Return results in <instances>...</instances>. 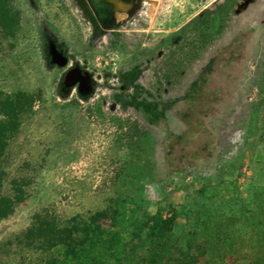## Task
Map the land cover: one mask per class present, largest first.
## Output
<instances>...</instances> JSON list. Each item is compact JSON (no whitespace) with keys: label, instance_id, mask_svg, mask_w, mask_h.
<instances>
[{"label":"rangeland","instance_id":"obj_1","mask_svg":"<svg viewBox=\"0 0 264 264\" xmlns=\"http://www.w3.org/2000/svg\"><path fill=\"white\" fill-rule=\"evenodd\" d=\"M73 69L83 83L66 86ZM0 133L1 192L25 191L0 220V264H40L51 223L116 196L182 209L177 236L199 229L197 213L253 210L264 0H0Z\"/></svg>","mask_w":264,"mask_h":264},{"label":"trees","instance_id":"obj_2","mask_svg":"<svg viewBox=\"0 0 264 264\" xmlns=\"http://www.w3.org/2000/svg\"><path fill=\"white\" fill-rule=\"evenodd\" d=\"M4 138L0 133V144ZM3 154L0 148V158ZM3 178L0 167V220L25 196L17 181L11 182L10 195L3 194ZM253 202V210L216 215L213 221L197 213L199 229L177 236L175 222L182 209L158 205L149 213L141 193L116 196L87 217L63 226L50 222L54 251L40 264H264V187ZM40 219L48 216L37 215L35 223Z\"/></svg>","mask_w":264,"mask_h":264},{"label":"water","instance_id":"obj_3","mask_svg":"<svg viewBox=\"0 0 264 264\" xmlns=\"http://www.w3.org/2000/svg\"><path fill=\"white\" fill-rule=\"evenodd\" d=\"M50 57L51 62L60 67H63L67 62L66 58L61 53H59L53 46L50 47ZM83 80L84 79L81 76L80 72L77 69H73L67 73L65 77V85L72 86L77 81L83 83Z\"/></svg>","mask_w":264,"mask_h":264}]
</instances>
